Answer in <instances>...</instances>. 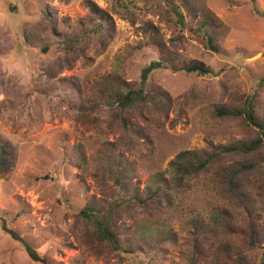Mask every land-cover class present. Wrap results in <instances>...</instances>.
Segmentation results:
<instances>
[{"label":"rangeland","instance_id":"374dc122","mask_svg":"<svg viewBox=\"0 0 264 264\" xmlns=\"http://www.w3.org/2000/svg\"><path fill=\"white\" fill-rule=\"evenodd\" d=\"M91 1L112 17L111 37L65 55L58 40L81 32L85 0H0V142L15 157L0 176V264H190L195 244L196 264H258L264 235L252 246L248 224L264 228V163L238 180L242 201L222 181L257 156L223 154L178 189L167 169L182 151L247 139L239 118L222 114L245 99L264 119V0H185L183 22L179 0ZM204 12L217 52L197 29ZM160 50L177 71L150 74L145 90L161 98L130 113L127 131L104 99L96 125L78 116L105 77L137 87ZM192 61L211 73L178 71ZM86 206L113 209L119 250L84 233Z\"/></svg>","mask_w":264,"mask_h":264},{"label":"trees","instance_id":"16d2710c","mask_svg":"<svg viewBox=\"0 0 264 264\" xmlns=\"http://www.w3.org/2000/svg\"><path fill=\"white\" fill-rule=\"evenodd\" d=\"M120 3L121 0H115ZM179 5L184 6L186 9V1L179 0L178 5L174 6V11L179 18V21L183 22L182 15L177 12ZM84 7L87 11V19L85 21H78L81 32H77L73 36L62 37L58 40L60 50L65 55H70L76 51L81 50L83 45L95 43L96 45L103 44L110 36V31L113 30L114 24L112 17L103 9L99 8L93 1L85 0ZM200 20V24L197 27L198 32L201 33L204 40H206V47L209 50L217 52V48L212 46V38L208 29V22L211 20V16L208 12H204ZM44 33V30L41 31ZM37 34H40L38 32ZM37 35H35L36 37ZM151 41L158 44L155 38V34L149 36ZM43 52L49 51V47L43 44L41 47ZM159 60L151 61L147 66L141 70L140 83L137 87L130 88L126 82H123L119 76L113 75L103 78L101 87L97 91L98 96L93 97L91 102L86 106L80 103L78 106L77 114L79 117H83L96 125L98 122L97 110L100 108L101 99H104L106 106L111 109L112 117L118 118L122 128L127 131L129 125H131L130 115L137 112L138 115H142L145 109V105L148 102H157V99L161 98L160 95H152L145 90V84L148 81L150 74L159 69H171L176 70L171 66L170 58L167 57V53H163ZM178 71L186 73L207 75L211 73L210 68L200 62H189L179 67ZM47 75L53 78L52 71L46 70ZM161 103V102H160ZM131 113V114H130ZM222 113V112H221ZM222 114L238 117L241 121V125L248 133V138L243 140L237 145L215 148L214 150L205 151H182L180 152L170 163L167 172L171 174V182L174 187L181 188L188 182L193 176L207 170L213 162L223 154L233 153L238 156H257L256 161L244 162L233 167L222 181L225 190L242 201L243 195L238 188V180L245 174L255 170L262 169L264 163V119L255 115L252 107V99L247 98L244 100V104L241 108L229 110V112H223ZM132 116V115H131ZM263 152V153H262ZM14 153L12 146L6 142H0V176L4 175L14 163ZM161 176H157V180L161 183ZM78 215L85 219L88 223V228L85 232L88 238L95 240L98 244L105 245L112 250H119V237L113 227L112 215L113 209L102 210L93 206H86L79 210ZM4 221V218H1ZM3 230L9 234L14 240L22 242L26 252L33 256L34 252L30 245L25 244L20 238L16 230H12L6 225H3ZM264 235V228H259L254 221H250L248 224L249 243L253 246L255 243L262 240ZM264 237V236H263ZM197 244L193 250V256L190 264H196V259L200 254L197 250ZM235 264H248L242 260L237 261ZM258 264H264V251L262 252Z\"/></svg>","mask_w":264,"mask_h":264}]
</instances>
